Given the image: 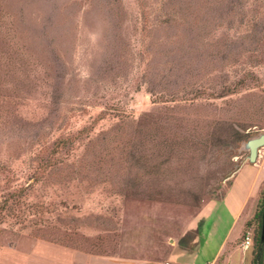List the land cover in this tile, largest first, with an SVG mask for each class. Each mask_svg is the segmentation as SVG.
<instances>
[{"label": "rangeland", "instance_id": "374dc122", "mask_svg": "<svg viewBox=\"0 0 264 264\" xmlns=\"http://www.w3.org/2000/svg\"><path fill=\"white\" fill-rule=\"evenodd\" d=\"M259 133L264 0H0V264H208Z\"/></svg>", "mask_w": 264, "mask_h": 264}, {"label": "trees", "instance_id": "16d2710c", "mask_svg": "<svg viewBox=\"0 0 264 264\" xmlns=\"http://www.w3.org/2000/svg\"><path fill=\"white\" fill-rule=\"evenodd\" d=\"M262 54V53H261ZM263 56V55H261ZM253 76L252 73H246L244 74V78L243 77H239L233 84L229 85V86H225L223 88V90L218 93L221 95L224 94H228V93H233L238 87H240L244 80H250V78ZM83 129H80L81 132ZM64 138L62 139V144H65L68 140V142H70L73 138ZM67 142V143H68ZM66 143V144H67ZM52 163H50V161L48 160H44L40 165L42 166H47L50 165ZM243 163L238 164L236 167H234V169L230 172V175L228 178H230V176L232 174H234L239 167L242 165ZM258 199L254 208V211L251 215V217L247 220H245L243 222L242 225V231L240 236L238 237V241H241L244 235V232L247 230V228L249 227V225H252V239H251V260H250V264H264V241L262 243L261 248H258L259 245V233H260V224H261V214H262V210H263V204H264V185L263 187L260 189L259 194H258Z\"/></svg>", "mask_w": 264, "mask_h": 264}, {"label": "crops", "instance_id": "0c3cea01", "mask_svg": "<svg viewBox=\"0 0 264 264\" xmlns=\"http://www.w3.org/2000/svg\"><path fill=\"white\" fill-rule=\"evenodd\" d=\"M259 151V150H258ZM260 152V151H259ZM257 156H258V153H257ZM257 159V158H256ZM258 160V159H257ZM252 165H256V163H254V164H252ZM242 167V166H241ZM247 197V196H246ZM247 199H248V197H247ZM246 199V200H247ZM244 200H245V198L243 197V199L241 200V202H240V206H239V208H238V210H237V212H236V214H235V217L238 215V212L241 210L242 211V209L244 210V207H245V205H246V202L244 203ZM253 210L254 209H252L251 210V212L249 211L248 213V215H246L245 217H244V219H243V222L245 221V220H247V219H249L250 217H251V215H252V213H253ZM242 225H243V223H242ZM241 231H242V226H240V231H239V234H238V237L240 236V234H241ZM224 240L220 243V245L216 248V250H215V252H214V254H213V256H212V259L210 260V262L208 263V264H229V262H228V258L230 257V254L228 253L227 254V256L225 257V258H222V256H220V254H222L221 252H222V249H223V247L224 246H226L227 245V250L225 251L226 253H227V251L228 250H231V249H233L234 247H239V249L241 250V252H243V251H245V250H243L241 247H240V242L241 241H238L237 239L238 238H234L233 240H231V241H228L227 240V238H223ZM249 248V247H248ZM247 248V249H248ZM246 249V250H247ZM250 253H249V259H248V264H250V260H251V248H250V251H249ZM220 256V257H219ZM190 264V263H189ZM239 264H246L244 261H241Z\"/></svg>", "mask_w": 264, "mask_h": 264}, {"label": "water", "instance_id": "95a60500", "mask_svg": "<svg viewBox=\"0 0 264 264\" xmlns=\"http://www.w3.org/2000/svg\"><path fill=\"white\" fill-rule=\"evenodd\" d=\"M263 146H264V133H259L255 136H251L241 144V149L247 152L246 154L247 163L249 164L255 163L258 150L260 147ZM263 241H264V204L261 214L259 245H258L259 249L261 248Z\"/></svg>", "mask_w": 264, "mask_h": 264}, {"label": "built area", "instance_id": "2783aa9c", "mask_svg": "<svg viewBox=\"0 0 264 264\" xmlns=\"http://www.w3.org/2000/svg\"><path fill=\"white\" fill-rule=\"evenodd\" d=\"M251 245V237H250V233L248 230H246L244 232V235H243V238L240 242V247L243 249V250H246L249 246Z\"/></svg>", "mask_w": 264, "mask_h": 264}]
</instances>
